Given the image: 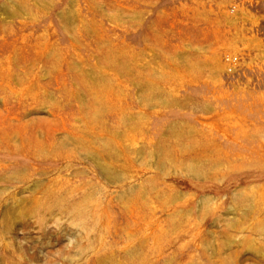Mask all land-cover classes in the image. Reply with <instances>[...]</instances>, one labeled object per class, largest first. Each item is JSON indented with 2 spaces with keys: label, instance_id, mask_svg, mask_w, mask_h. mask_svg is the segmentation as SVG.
Returning a JSON list of instances; mask_svg holds the SVG:
<instances>
[{
  "label": "rangeland",
  "instance_id": "374dc122",
  "mask_svg": "<svg viewBox=\"0 0 264 264\" xmlns=\"http://www.w3.org/2000/svg\"><path fill=\"white\" fill-rule=\"evenodd\" d=\"M0 264H264V0H0Z\"/></svg>",
  "mask_w": 264,
  "mask_h": 264
},
{
  "label": "built area",
  "instance_id": "2783aa9c",
  "mask_svg": "<svg viewBox=\"0 0 264 264\" xmlns=\"http://www.w3.org/2000/svg\"><path fill=\"white\" fill-rule=\"evenodd\" d=\"M225 61L228 62V64L233 65L236 63V58L225 57Z\"/></svg>",
  "mask_w": 264,
  "mask_h": 264
}]
</instances>
